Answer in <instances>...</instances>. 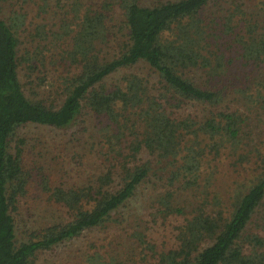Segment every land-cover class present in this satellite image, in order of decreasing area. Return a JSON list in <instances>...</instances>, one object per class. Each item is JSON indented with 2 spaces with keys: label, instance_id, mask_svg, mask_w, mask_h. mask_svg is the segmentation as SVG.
Listing matches in <instances>:
<instances>
[{
  "label": "trees",
  "instance_id": "obj_1",
  "mask_svg": "<svg viewBox=\"0 0 264 264\" xmlns=\"http://www.w3.org/2000/svg\"><path fill=\"white\" fill-rule=\"evenodd\" d=\"M0 1L12 6L7 21L0 19V264H36L38 255L56 245L118 221L119 209L156 170L164 190L146 220L154 227L176 220L173 240L157 250L143 227L130 234L151 250L152 264H264V233L249 227L264 206V26L249 17L236 19L232 11L208 17L214 0ZM34 4L39 16L58 8L57 22L54 30L36 24L27 34L36 44L20 52L16 31ZM260 5L264 10V0ZM115 28L122 35L119 49L107 57L102 49L115 38ZM48 53L49 64L62 70L58 106L29 98L19 78L22 64L29 70L36 68L34 61L45 66ZM140 63L154 73L152 84L129 73L106 85L115 73ZM193 71L202 74L205 86ZM232 90L247 113L222 105ZM198 106L195 113L191 108ZM83 113L104 119L97 133V173L77 185H50L45 176L41 187L62 219L18 240L14 215L29 182L18 128L32 123L64 129ZM224 161L233 168L254 165L255 181L243 193L225 191L227 203L216 194L210 203L208 191ZM178 191L195 196L190 211L177 201ZM138 254L145 260L147 255ZM119 256L116 249H95L85 264H122ZM125 260L137 262L135 254Z\"/></svg>",
  "mask_w": 264,
  "mask_h": 264
},
{
  "label": "rangeland",
  "instance_id": "obj_2",
  "mask_svg": "<svg viewBox=\"0 0 264 264\" xmlns=\"http://www.w3.org/2000/svg\"><path fill=\"white\" fill-rule=\"evenodd\" d=\"M88 1L98 2L101 0ZM151 2L152 0H141V3L145 5H149ZM11 9L12 6L9 3L0 1V19L6 22ZM228 11H232L236 19L249 17L254 19L260 27L264 26V10H262L260 0H214L208 6L205 15L212 18ZM36 12L35 4L30 5L24 25L16 31L22 42L20 52H23L24 49L32 51L31 48L36 42L34 43L32 37L27 34H33L36 24L46 25L47 30L55 28L57 22L55 13L59 12L58 8L51 9L49 13L40 16ZM113 31L116 33L115 38H112L109 45L102 49L103 53L105 51L108 54L107 57H112L116 53L119 49L118 39L122 38L116 28ZM49 61L48 53L44 59L45 66L34 61L33 65L36 68L29 70L25 64H22L19 68V78L25 94L29 98L42 99L46 105L58 106L62 100L58 90V79L62 70L58 68L56 70V66L49 64ZM262 72L261 70L254 72L251 77ZM129 73L147 79L150 84L156 81L149 66L140 63L115 73L106 80V85L118 83L123 75ZM191 75L199 85L205 86V78L200 72L193 71ZM246 85L247 81L245 80L243 86ZM226 104L232 108L231 110L246 113L248 111H245L244 101L239 92L235 90L225 95L222 105ZM191 109L197 113V111H201L202 107ZM259 111L264 112V110ZM251 114L252 122L258 123V119L254 115L257 114L256 111ZM103 125L102 117L83 113L75 123L64 129H54L32 123L18 128L15 138L23 141L21 146L23 149L22 166L29 173L27 191L20 198L18 209L14 215L18 240L26 239L28 232L30 233L37 227L62 219V211L48 199V195L41 187V181L45 176L48 177L50 185L61 183L77 185L93 179L97 173L96 165L99 156L96 147L97 133L100 128H103ZM218 169L220 172L216 174L215 182L211 184L212 188L210 187L207 195L210 203L214 202L215 194L219 199L221 197L224 203H227L229 200L225 197V191L243 193L255 181L256 168L252 164L233 168L224 161L218 165ZM162 175L159 170H156L155 174H150L146 181L139 185L134 196L119 209L118 221L108 223L106 228L88 231L77 239L56 245L51 250L38 255L36 264H85L86 254L89 251L93 252L95 249L110 251L111 248L119 251V257L124 261L122 264H132L126 262L125 256L133 254L137 261L135 264H152L151 250L147 248L146 244L139 247L136 239L130 234L143 227V232L146 230L148 234V242L153 243L157 250L171 244L173 240L172 227L176 220L170 219L165 225L155 227L146 220L151 204L164 190L162 185L165 180ZM177 193H179L177 201L186 206V211H190L195 204V196H192L191 191H178ZM249 227L253 231L261 230L264 233V206L256 213ZM133 240L139 249L135 248ZM139 251L142 252V255H147L145 260H140Z\"/></svg>",
  "mask_w": 264,
  "mask_h": 264
}]
</instances>
